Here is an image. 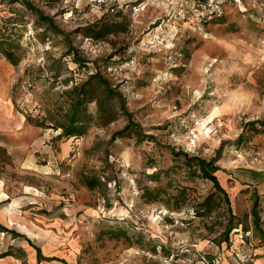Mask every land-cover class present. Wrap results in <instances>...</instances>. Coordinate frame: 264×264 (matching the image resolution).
I'll use <instances>...</instances> for the list:
<instances>
[{
    "label": "rangeland",
    "instance_id": "obj_1",
    "mask_svg": "<svg viewBox=\"0 0 264 264\" xmlns=\"http://www.w3.org/2000/svg\"><path fill=\"white\" fill-rule=\"evenodd\" d=\"M28 1L52 25L0 0V225L20 235L0 264H264L234 229L264 211V8L197 26L187 0ZM85 82L83 132L60 135Z\"/></svg>",
    "mask_w": 264,
    "mask_h": 264
},
{
    "label": "trees",
    "instance_id": "obj_2",
    "mask_svg": "<svg viewBox=\"0 0 264 264\" xmlns=\"http://www.w3.org/2000/svg\"><path fill=\"white\" fill-rule=\"evenodd\" d=\"M12 2H19L26 10H28L32 14L40 17L41 21H43L45 24L52 25L51 19L48 17H44L42 15V13L35 6H33L30 1H28V0H12ZM227 3H228L227 1L223 3V8L226 6ZM223 16L221 18L213 19L204 25H209V24H213L216 22L218 23V21H220L223 18ZM89 31H90L89 35H91L93 38L100 39V38H102L108 34H111L114 30L107 25H101V26L93 25L90 27ZM115 31H117V28L115 29ZM1 53L4 54L6 59L11 64H15L13 54L10 51L3 50V52H1ZM90 77L95 78V77H100V75L98 73H96ZM102 83L105 85V87L108 86V84H107V82H105V80H102ZM76 87H78V86H76ZM76 87H75V89L72 90L73 94H75L77 92H78V94H77L75 101L72 104L71 112L69 115L66 116V121L64 123L60 124V126L58 127L61 130L60 135L66 136L68 138L74 137V136H79L82 134L83 128H84V123L86 122L87 117H88L87 105L89 103L93 102V98H94L92 96L94 93L93 89L89 86L88 83H86V82L81 83L79 88H76ZM108 91H109V89H108ZM255 123H257L259 125V127L264 128V121H256ZM182 155L187 156L186 154H182ZM186 163H187V165H189L191 167L197 168L199 170L200 176L203 179L210 181L212 183L215 191L219 192L221 194H224V196L227 198L225 191L220 186V183H219V181L215 175V173L219 170V167L216 165V161L214 159L210 160V161H206L202 158H198V157L194 156V157L187 158ZM208 200H210V199H208ZM258 206H259V203L256 200L253 203L252 208H251V216L253 217L252 227L248 228V227L239 226V227H235L234 229L236 232H240L241 236L245 239H247L246 234H249V236L251 234H253L255 236V238H257L260 242L264 243V211L260 212V210L258 209ZM263 209H264V206H263ZM230 229H231V226H229V228L225 232V240L226 241H228V235H229ZM0 231L6 232V233H12L15 236H20L15 231H11L2 225H0ZM249 236H247V237H249ZM32 247L36 250L37 259L40 260L41 259L40 249L35 247L34 245H32ZM6 255H11L10 250L5 252L4 254H1L0 257H4Z\"/></svg>",
    "mask_w": 264,
    "mask_h": 264
},
{
    "label": "built area",
    "instance_id": "obj_3",
    "mask_svg": "<svg viewBox=\"0 0 264 264\" xmlns=\"http://www.w3.org/2000/svg\"><path fill=\"white\" fill-rule=\"evenodd\" d=\"M191 2L192 19L197 26L207 24L213 19L221 18L224 15V2H237L241 0H187ZM252 10L258 12L264 8V0H252Z\"/></svg>",
    "mask_w": 264,
    "mask_h": 264
},
{
    "label": "bare ground",
    "instance_id": "obj_4",
    "mask_svg": "<svg viewBox=\"0 0 264 264\" xmlns=\"http://www.w3.org/2000/svg\"><path fill=\"white\" fill-rule=\"evenodd\" d=\"M7 196L4 194V193H2V194H0V199H2V198H6Z\"/></svg>",
    "mask_w": 264,
    "mask_h": 264
}]
</instances>
